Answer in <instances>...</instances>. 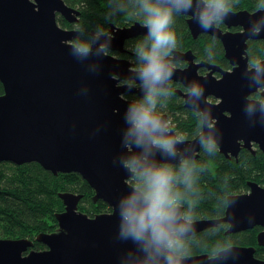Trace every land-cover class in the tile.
<instances>
[{"label": "water", "instance_id": "1", "mask_svg": "<svg viewBox=\"0 0 264 264\" xmlns=\"http://www.w3.org/2000/svg\"><path fill=\"white\" fill-rule=\"evenodd\" d=\"M196 0H193V10ZM190 14V13H189ZM61 15L69 23L77 22L79 12L64 0H0V162L24 164L36 162L52 174L74 172L79 174L94 190L92 200H103L112 210L93 217L77 210L82 194L59 192L64 210L56 213L58 228L53 233H39L35 240L48 248L42 251L26 250L33 241L28 238L0 239V264H135L143 254L131 242L118 239L119 217L115 211L118 200L128 195V185L134 174L120 165V157L128 158L122 143L123 114L127 103L123 97L129 92L118 84L128 76L130 63L108 55L98 59L97 45L106 36L93 40L92 53L78 60L72 55V40L77 30L64 29L57 23ZM189 30L195 38L205 32L220 40L224 57L231 70H217L206 63H192L190 51L174 50L168 59L185 58L189 64L184 69L173 68V80L185 87L191 81L204 88L203 101L181 93L184 101L200 110L211 109L216 133L221 134L218 151L226 157H237L241 148L252 153L257 147L264 155V125L260 124V105L249 116L246 97L256 93L255 70L246 71L248 40H264V9L231 11L223 23L238 27L235 32L201 29L188 15ZM258 28V34L253 29ZM114 36L111 49L123 51L124 41L143 35L147 29L140 22L128 27H115L105 31ZM264 67V59L261 60ZM211 71L197 74V66ZM99 66V71L97 67ZM112 74H118L113 78ZM264 85V72L260 74ZM142 95L138 89H133ZM218 100L211 103L207 96ZM264 96V93H261ZM167 119L166 114L158 113ZM201 130L191 140L178 142L176 156H161L157 149L148 155L149 162L179 163L195 158L199 149ZM169 135L177 139L170 128ZM134 152L144 155L141 149ZM249 190L228 195L226 209L221 218L193 220L185 238L218 223L228 224L226 234L242 232L259 226L258 245L264 244V187L249 181ZM183 206L180 205L182 212ZM253 218L251 222L249 219ZM227 248V247H226ZM224 248V249H226ZM238 253L232 258L233 253ZM253 246H230V251L187 255L181 264H264V259L254 255Z\"/></svg>", "mask_w": 264, "mask_h": 264}, {"label": "trees", "instance_id": "2", "mask_svg": "<svg viewBox=\"0 0 264 264\" xmlns=\"http://www.w3.org/2000/svg\"><path fill=\"white\" fill-rule=\"evenodd\" d=\"M66 5L79 12L77 22L68 26L57 16V23L64 27L76 28L77 37L86 40L89 30L107 29L110 24L129 25L134 21H143L139 0H64ZM232 11L258 10L264 0H228ZM139 13V15H137ZM64 22V23H63ZM64 24V25H63ZM83 33L79 34V30ZM172 29L176 34V48L191 47L196 55L206 61H218L225 69L230 65L223 57L220 42L214 38L191 39L186 31L184 20L174 14ZM77 37L74 39L76 40ZM138 36L127 41L129 48L134 49L144 39ZM249 63L264 59V40L248 41ZM3 86L0 83V95ZM128 96V95H127ZM167 112L171 125L181 138H194L201 127L197 115L184 107L182 99L174 93L169 99L157 98V112ZM191 171V182L185 180L181 165L170 166L174 171V189L178 193L183 213L193 220H213L221 218L226 209L228 195L244 193L249 190L247 183L253 181L264 187V155L256 149L255 154L241 148L237 157H226L218 150L209 155L201 147L198 157L183 161ZM132 185L143 182L135 175L130 180ZM59 192L82 194L78 207L88 216L104 212L102 200H92L93 190L82 177L74 172L52 174L36 162L13 164L0 162V239L28 238L34 240L39 233H51L57 228L56 213L62 212L64 206ZM228 224L218 223L200 232L181 238L184 243V256L207 253L212 256L218 251L233 245L253 246L254 255L264 259V244L258 245L259 226L251 229L226 234ZM35 249L42 245L34 243Z\"/></svg>", "mask_w": 264, "mask_h": 264}, {"label": "clouds", "instance_id": "3", "mask_svg": "<svg viewBox=\"0 0 264 264\" xmlns=\"http://www.w3.org/2000/svg\"><path fill=\"white\" fill-rule=\"evenodd\" d=\"M140 12L143 13L142 26L147 29L144 39L135 46L136 64L128 69V76L124 78L125 88L131 92L138 89L142 95L139 99L127 103L123 120L126 126L122 133V143L130 156L120 157V165L127 172L135 175L143 182L128 185V195L118 200L115 211L119 217L118 239L131 242L142 259L135 264H181L185 255L182 251L184 243L181 237L191 230L190 218L180 211L178 193L174 189V171L165 162H149L148 155L157 149L161 156H176L175 145L180 142L170 133V121L157 113V98H170L174 95L169 82L174 70L170 66L169 57L176 48V34L172 29L174 14H186L203 30H213L217 24L225 21L232 11L228 0H196L193 10V0H139ZM264 9V5H258ZM190 13V14H189ZM139 15V13L137 14ZM254 28L253 33L258 34ZM83 29L79 30V34ZM97 40L106 36L104 43L97 45L95 56L100 59L106 57L111 50L114 39L110 33L97 28L93 33ZM93 40L89 37L81 40L79 35L73 41L72 55L78 60L88 58L92 53ZM255 70V81L259 85L255 95L246 97V113L251 116L260 105V124L264 125V85L260 84V74L264 72L261 60H253L246 71ZM99 66L97 70L98 72ZM118 78V74H112ZM204 88L196 81L186 86V96L195 97L203 101ZM184 103L192 107L190 101ZM192 111L198 117L201 129H208L207 134L201 132L200 147L210 156L218 150L221 134L215 132L210 121L213 119L211 109ZM141 149L140 155L133 149ZM181 171L185 172V180L191 182V171L187 163H182ZM253 218L249 219V222ZM223 251H230V246ZM238 253H233L235 258Z\"/></svg>", "mask_w": 264, "mask_h": 264}, {"label": "flooded vegetation", "instance_id": "4", "mask_svg": "<svg viewBox=\"0 0 264 264\" xmlns=\"http://www.w3.org/2000/svg\"><path fill=\"white\" fill-rule=\"evenodd\" d=\"M178 16H181L182 18H183V20H184V24H185V26H186V31H187V33L190 35V38L191 39H200V38H203V37H206V38H209V37H211V38H214V39H216V40H218L219 42H220V40L219 39H217L216 37H214V36H212V35H210V34H208V33H205V32H202V33H200V34H198L195 38L192 36V34H191V32H190V30H189V27H188V23H187V19H188V15H186V14H177ZM59 17H61L64 21H65V23L68 25H70V24H74V23H69L68 21H66L61 15H58ZM134 22H136V21H134ZM134 22H132L131 24H133ZM137 22H139V21H137ZM64 23V22H63ZM141 23V22H140ZM131 24H129V25H123V26H119V25H113V26H115V27H128V26H130ZM142 24V23H141ZM64 25V24H63ZM60 27H62V26H60ZM216 27L217 28H219L222 32H226V31H230V32H235V31H238V30H240V28H238V27H227L223 22H221V23H219V24H217L216 25ZM62 28H64V29H72V27H67V26H65L64 25V27H62ZM69 29V30H70ZM73 30H76V29H73ZM77 34H78V31H77ZM89 35H90V33H89ZM144 35H146V34H143V35H141V34H139V35H137V36H134V37H130V38H128V39H126L125 41H124V45H123V51H120V50H116V49H111L110 51H109V53H108V55H111V56H114L115 58H120V59H125V60H127L129 63H130V66H133V65H135L136 64V59H135V53L134 52H132L131 51V49L129 48V45L127 44V41H129V40H132L133 38H135V37H138V36H144ZM77 36V35H76ZM76 38V37H75ZM74 38V39H75ZM74 39H73V41H74ZM72 41V42H73ZM249 41V40H248ZM248 43V42H247ZM220 45H221V47H222V44H221V42H220ZM174 50H178V51H181V52H186V51H190V53H191V55H192V63H194V64H199V63H206V65H209V66H213V67H215L216 69L218 68V69H222V70H231V68H232V66L230 65V63H229V61L224 57V51H223V57L225 58V60L228 62V64L230 65V67L229 68H227V69H225L223 66H221L220 65V62H218V61H206L203 57H201V56H198V55H196V53L193 51V49L191 48V47H188V48H182V49H178V48H175ZM173 50V51H174ZM222 50H223V48H222ZM248 54V53H247ZM248 63H249V59H248ZM188 64H189V62H188V60H186L185 58H178V59H174V60H170V66L171 67H174V68H178V69H184V68H186L187 66H188ZM129 66V67H130ZM218 69L217 70H214L213 71V76H215L216 78H219L220 77V72L218 71ZM211 70L208 68V67H205L204 65H199V66H197V74L198 75H202V76H204L205 74H207L208 72H210ZM124 83V80H121V81H119L118 82V84H123ZM169 84H170V87L172 88V90H173V92L176 94V95H178L181 99H182V101H183V105H184V107H186V108H189V107H187L186 105H185V103H184V99H183V97H182V95H181V93H186V87L180 82V81H176V80H173V79H171V81L169 82ZM126 94V99H128V100H137V99H139V95H138V93L137 92H135V91H131V92H126L125 93ZM256 93H253V94H251V95H255ZM128 95V96H127ZM260 95H261V93H260ZM262 96V95H261ZM207 100L209 101V102H211V103H217L218 102V100L217 99H215L213 96H211V95H209V96H207ZM189 109H191V108H189ZM192 110V109H191ZM157 113H163V114H166V117H167V120H169V117H168V114H167V112H163V111H161V112H157ZM170 128L173 130V132H174V134H175V136H176V138L179 140V141H185V140H191V139H194V138H181L178 134H177V132H176V130L173 128V126L171 125V123H170ZM202 130V129H201ZM200 130V131H201ZM199 131V132H200ZM252 148L253 149H255V152H256V149H257V147L256 146H254V144L252 145ZM245 149H248V148H245ZM199 150H200V146H199V149H198V151L196 152V154H197V156L195 157V158H197L198 157V153H199ZM249 150V149H248ZM250 152H251V150H249ZM253 154H255V153H253ZM195 158H187V159H182V160H180V162L179 163H167L168 164V166H172V165H181L182 163H183V161H186V160H190V159H195ZM181 205V204H180ZM64 206V205H63ZM181 206H183V205H181ZM64 210V209H63ZM182 213H183V210H182ZM97 214V213H96ZM57 229V228H56ZM53 233V232H52ZM33 241V243H38L39 245H42V249H35L34 248V246L32 247L31 246V248H29L31 251H42V250H45V249H47L48 247L46 246V245H44V244H42V243H40V242H38V241H36L35 240V238H34V240H32ZM33 245V244H32ZM35 245V244H34Z\"/></svg>", "mask_w": 264, "mask_h": 264}, {"label": "rangeland", "instance_id": "5", "mask_svg": "<svg viewBox=\"0 0 264 264\" xmlns=\"http://www.w3.org/2000/svg\"><path fill=\"white\" fill-rule=\"evenodd\" d=\"M72 25V24H71ZM113 25H115V24H113ZM68 26H70L69 24H68ZM110 28V25L109 26H107V29L106 30H104V31H107L108 29ZM70 29V28H69ZM72 29H76V28H72ZM77 30V29H76ZM90 31H91V29L89 30V33H90ZM77 37V36H76ZM89 37H90V35H89ZM88 37V38H89ZM73 41V40H72ZM124 84V83H123ZM126 93V92H125ZM125 93H123V97L125 98L126 97V94ZM172 124V123H171ZM133 178V177H132ZM131 178V179H132ZM130 179V180H131ZM92 189V188H91ZM93 190V189H92ZM94 190H93V194L91 195L92 197H93V195H94ZM100 199H97V201H99ZM62 201V200H61ZM80 201V200H79ZM102 204H101V206L103 207V210H104V212H96L97 214H100V213H108V212H111V210H112V208H111V206H109L106 202H104L103 200H102ZM79 203V202H78ZM95 204H96V202H94ZM62 204H63V202H62ZM77 210H79L80 212H82L80 209H79V207H77ZM83 213H86V212H83ZM87 214V213H86ZM95 215V214H94ZM94 215H92V217L94 216ZM57 228H58V224H57ZM56 231V229L53 231V232H55ZM52 233V232H51ZM29 240H31V239H29ZM34 246V243H33V245H32V247ZM29 248H31V247H29ZM27 249L26 250V252H24V254H27L29 251H30V249Z\"/></svg>", "mask_w": 264, "mask_h": 264}]
</instances>
